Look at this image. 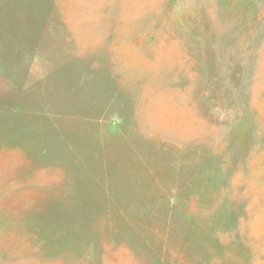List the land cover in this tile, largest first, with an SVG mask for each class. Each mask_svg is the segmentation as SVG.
Returning a JSON list of instances; mask_svg holds the SVG:
<instances>
[{"label": "rangeland", "instance_id": "rangeland-1", "mask_svg": "<svg viewBox=\"0 0 264 264\" xmlns=\"http://www.w3.org/2000/svg\"><path fill=\"white\" fill-rule=\"evenodd\" d=\"M0 264H264V0H0Z\"/></svg>", "mask_w": 264, "mask_h": 264}]
</instances>
